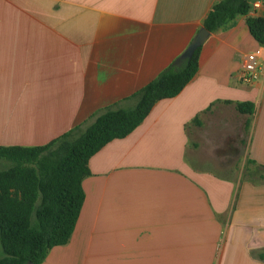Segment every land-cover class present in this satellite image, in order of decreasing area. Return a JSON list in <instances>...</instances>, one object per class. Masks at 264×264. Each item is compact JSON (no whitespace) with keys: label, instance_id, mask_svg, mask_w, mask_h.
Listing matches in <instances>:
<instances>
[{"label":"crops","instance_id":"obj_1","mask_svg":"<svg viewBox=\"0 0 264 264\" xmlns=\"http://www.w3.org/2000/svg\"><path fill=\"white\" fill-rule=\"evenodd\" d=\"M216 1L0 0V147L43 146L133 107ZM248 4L264 19V0ZM245 18L209 34L178 95L89 158L70 239L40 264H264V47ZM255 51L256 77L242 83Z\"/></svg>","mask_w":264,"mask_h":264},{"label":"trees","instance_id":"obj_2","mask_svg":"<svg viewBox=\"0 0 264 264\" xmlns=\"http://www.w3.org/2000/svg\"><path fill=\"white\" fill-rule=\"evenodd\" d=\"M248 9V0H218L202 26L212 33L243 15L250 35L264 47V19L248 17ZM200 49L139 89L131 108L106 110L83 131L71 130L43 146L0 147V160L11 164L0 170V264H40L51 248L67 244L83 203L81 182L89 175V158L132 132L156 102L178 95L197 72ZM236 109L252 113L250 103Z\"/></svg>","mask_w":264,"mask_h":264},{"label":"rangeland","instance_id":"obj_3","mask_svg":"<svg viewBox=\"0 0 264 264\" xmlns=\"http://www.w3.org/2000/svg\"><path fill=\"white\" fill-rule=\"evenodd\" d=\"M223 132L221 129L217 128L214 130H208L206 133V140L210 139L212 141H214V145L218 144L219 141L223 140ZM227 162L229 164V168L234 169L236 168V170L239 171L240 169V164H238V161H222V163ZM11 166V164L8 161L5 160H0V170H4L6 168H9ZM196 166L200 169H211V165L209 162L207 161H198L196 162ZM244 168L242 169V172L244 173ZM2 255V250L0 248V256Z\"/></svg>","mask_w":264,"mask_h":264},{"label":"water","instance_id":"obj_4","mask_svg":"<svg viewBox=\"0 0 264 264\" xmlns=\"http://www.w3.org/2000/svg\"><path fill=\"white\" fill-rule=\"evenodd\" d=\"M209 32L204 28H200L197 33L192 37L188 46L184 49V51L178 56V58L174 61V65L179 67L185 61L189 60L195 50L203 45L206 39L209 37Z\"/></svg>","mask_w":264,"mask_h":264},{"label":"built area","instance_id":"obj_5","mask_svg":"<svg viewBox=\"0 0 264 264\" xmlns=\"http://www.w3.org/2000/svg\"><path fill=\"white\" fill-rule=\"evenodd\" d=\"M257 7V4L253 5ZM259 57V51L249 53L245 56L240 69V81L242 83H250L256 77L257 59Z\"/></svg>","mask_w":264,"mask_h":264}]
</instances>
